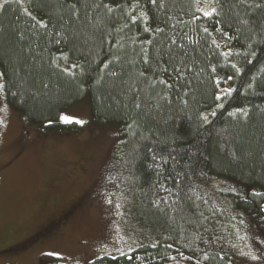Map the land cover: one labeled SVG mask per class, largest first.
Listing matches in <instances>:
<instances>
[{"label": "trees", "instance_id": "obj_1", "mask_svg": "<svg viewBox=\"0 0 264 264\" xmlns=\"http://www.w3.org/2000/svg\"><path fill=\"white\" fill-rule=\"evenodd\" d=\"M62 3L76 4L75 13ZM214 6L218 23L198 10H211L206 0H9L0 8V71L30 72L26 104L8 96L11 110L26 127L74 133L80 126L61 124L59 116L89 99L93 120L121 131L115 159L132 208L162 232L184 222L216 230L264 226V0ZM40 20L47 29L33 27ZM61 49L79 61L82 76L81 69L73 79L50 66ZM149 148L168 159L164 175L179 180L167 181L171 195L153 187ZM161 196L167 202L154 203ZM183 247L178 240L147 242L131 255L90 264H228Z\"/></svg>", "mask_w": 264, "mask_h": 264}, {"label": "rangeland", "instance_id": "obj_2", "mask_svg": "<svg viewBox=\"0 0 264 264\" xmlns=\"http://www.w3.org/2000/svg\"><path fill=\"white\" fill-rule=\"evenodd\" d=\"M0 109V264H47L49 252L60 264H90L165 240L228 264H264V226L147 224L115 159L121 131L97 124L89 99L60 114L85 122L74 133L26 127L6 100Z\"/></svg>", "mask_w": 264, "mask_h": 264}, {"label": "snow or ice", "instance_id": "obj_3", "mask_svg": "<svg viewBox=\"0 0 264 264\" xmlns=\"http://www.w3.org/2000/svg\"><path fill=\"white\" fill-rule=\"evenodd\" d=\"M136 4H139V0H135ZM149 2L153 5V6H157V0H149ZM197 3L200 2V0H196ZM9 3V0H2V2H0V8L5 7L7 4ZM206 3H208L211 6V10L210 11H205L204 9H198L199 11L202 12L203 16L207 19L210 20H214L215 21V17L218 15V9L217 7H215L214 5H216L218 3V0H206ZM239 4L241 5H245L248 4V0H239ZM62 6L67 7L71 10H73V12L75 13L76 11V4H67L64 5L62 3ZM97 7H99L100 5H96ZM120 5H118L119 7ZM250 6V5H249ZM257 7H260L261 5L257 4ZM104 7H107L109 11H112V8L109 5H104ZM145 14L142 12L141 16L143 17ZM33 19L35 20V17H33ZM215 22H219V21H215ZM245 23L247 21H244ZM133 23H136V20H133ZM39 26L40 28H48V24L45 23L44 21L40 20L37 21L36 24H33V27H37ZM150 29L148 27H145L144 31L147 32ZM156 31H162V29H160L159 27H157L155 29ZM205 32H208V29L205 28L204 29ZM217 31H221L220 29H217ZM215 42V41H213ZM56 44H61V43H67L66 38L65 39H56L55 40ZM175 43V42H173ZM60 60L64 61V64L61 65L59 63ZM145 63H148L147 60H145ZM51 67H55L57 68L60 73H62L65 76L71 77L73 79H76L77 77V69H81L79 75H83V70H82V66L79 63V61H74V62H70L69 61V56L67 53H64L63 50L61 49L60 55L56 56L53 55L51 58ZM27 67V66H26ZM105 67H107V65H105ZM233 67H235V65H233ZM177 73H181V69L179 67H176L174 69ZM21 69L19 67H15L12 69L11 75L8 74L7 70H3L0 71V103H2L8 96L13 97L14 101L24 105L26 104V98L22 92V88L23 85L27 82L28 76L30 75V72H28L26 75H21ZM164 71H167V69H164ZM112 75H115V73H111ZM141 75H143V73H141ZM228 79H232L231 76L228 77ZM160 84H165L168 88H171L172 85L168 84L167 81L165 80H159L158 81ZM44 87H47V84L44 85ZM13 88H15V91H13ZM224 95H231L232 90L231 89H225L223 90ZM216 100H221L222 97L220 95H217ZM161 99H166L165 96H161ZM135 108L136 109H140L141 108V104L139 102L135 103ZM3 109H0V111H2ZM244 115H247L246 112L243 113ZM212 115L215 116L216 113L212 112ZM229 115H233V113H229ZM203 120L204 121H208V117L207 116H203ZM59 121L64 123V124H69V123H76L78 125H83L85 122L79 119L73 120V118L67 116V115H60L59 116ZM53 123V121L49 120L48 123L45 125V127L51 125ZM133 123H135V121H133ZM126 126L128 128H132V124H128L126 122ZM148 152L151 153L150 159L152 161L151 164L148 165V168L150 171H152L155 175L156 179V183L153 184V187L156 186V184L159 185L158 191L160 192H164L167 193L168 195H171L173 192V188L172 187H168L167 186V181L169 179L173 180V184L174 185H178L179 184V180L176 179V176H172V175H164V169H163V165H167L168 164V159L158 155V153H156L153 149L149 148ZM173 160H175V157H172ZM179 175V174H177ZM254 196H260V193H253ZM160 200H163L164 202H167V196H161L159 197V199L157 201H154V203H158ZM109 204H112L113 201L109 200L108 201ZM121 205L119 203H117L115 205V208L118 210L120 209ZM262 211H264V209H261ZM155 246V245H153ZM169 247H171V245H169ZM44 255L49 256V257H55V259H61L62 257L59 256V254L56 253H45ZM121 255H125V253L121 252ZM182 255V254H181ZM103 259V258H101ZM172 259H175V257H172ZM252 259H256L255 256L252 257Z\"/></svg>", "mask_w": 264, "mask_h": 264}]
</instances>
